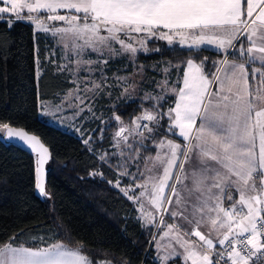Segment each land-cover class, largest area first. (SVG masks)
<instances>
[{
  "label": "snow or ice",
  "instance_id": "obj_1",
  "mask_svg": "<svg viewBox=\"0 0 264 264\" xmlns=\"http://www.w3.org/2000/svg\"><path fill=\"white\" fill-rule=\"evenodd\" d=\"M0 5V14H10L9 27L27 19L36 31L50 33L63 46L65 59L71 62L74 58L76 71L84 65L107 66L109 60L124 56L135 65L137 53L149 51L147 42L152 39L166 40L169 46L178 43L189 51L210 47L223 53L224 59L213 62L217 71L212 79L204 70L207 57L199 64L189 58L182 82L178 75L169 87L166 77L158 84L161 95L146 92L143 99L155 104L132 120L134 127L125 126L120 116H115L121 126L114 134V147L121 157V142L136 152L133 159L139 157L141 148L147 150L143 142L159 133L165 116L167 133L185 142L161 139L155 144L156 155L146 159L145 171L140 173L144 182L136 185L143 189L139 196L128 195L134 192L132 188L121 191L140 203L139 219L146 225L156 226V216L145 212L142 198L159 214L161 225L165 214L173 219L161 237L170 238V251L159 257L161 264L174 258L182 259L183 264H259L264 256V0H0ZM0 22H5L3 15ZM93 53L95 60L85 59ZM257 64L259 67L248 70ZM182 67L183 63L176 65L178 73ZM100 71L101 81H93V87L85 91H103V68ZM139 72H144L142 65ZM135 75L130 85L128 76L116 77L117 82L128 85L123 94L131 96L138 90ZM170 95L175 96L174 107L167 112L155 110ZM0 129L38 154L36 188L42 196L48 195L40 178L48 149L36 136L8 123L0 122ZM129 136L140 137V148L129 143ZM100 160L111 166L107 153ZM120 174L130 175L126 168ZM169 188L171 195L166 191ZM61 230L57 225L48 238L51 243L43 236L32 237L44 246L16 245V237L0 242V264H112L94 261L82 243L73 247L70 234L68 240L60 239Z\"/></svg>",
  "mask_w": 264,
  "mask_h": 264
},
{
  "label": "trees",
  "instance_id": "obj_2",
  "mask_svg": "<svg viewBox=\"0 0 264 264\" xmlns=\"http://www.w3.org/2000/svg\"><path fill=\"white\" fill-rule=\"evenodd\" d=\"M0 15L5 17V22H0V122L33 133L50 154L44 184L48 196L44 198L35 190V156L0 138V242L16 237V245L35 247L39 240L32 237L43 236L48 240L60 225V239L68 240L70 234L71 245L82 243L85 253L94 261L160 264L152 260V243L148 242L152 226L139 219L136 203L116 187L117 181L123 186L128 180L120 174L119 163L111 155L112 133L119 125L115 116L128 123L145 108L152 109L155 101L144 100L145 93L141 90L130 98L118 96L116 87H104L95 99L93 110L98 116L84 121L80 131L48 123L38 116L40 101H55V94L69 87L64 71L57 67V56L51 54L53 41L48 33L34 31L26 20L15 21L9 27L6 21L10 14ZM147 48L149 51H139L136 55L145 75L153 74L151 67L170 68L167 73L170 83L182 75L183 67L178 73L176 65H185L189 58L199 64L207 57L204 70L212 78L216 70L213 62L221 56L212 49L189 51L181 49L178 43L169 46L166 40L157 39L149 40ZM156 48L160 51H155ZM36 63L40 70L37 81ZM118 63V59L109 61L107 73L118 72L115 71ZM252 67L259 66H249L248 70ZM107 90L110 92L106 97ZM152 94L160 95L158 91ZM174 98L168 96L162 107L155 110L167 112ZM161 124L163 127L150 142L164 138L177 140L166 131L167 116ZM85 140L89 143L85 144ZM145 144V151L153 153L154 145L148 141ZM105 153L111 166L100 160ZM136 192L137 188L128 195L134 196ZM168 264L183 263L174 258Z\"/></svg>",
  "mask_w": 264,
  "mask_h": 264
},
{
  "label": "rangeland",
  "instance_id": "obj_3",
  "mask_svg": "<svg viewBox=\"0 0 264 264\" xmlns=\"http://www.w3.org/2000/svg\"><path fill=\"white\" fill-rule=\"evenodd\" d=\"M3 6V5H0ZM27 15V13H26ZM28 21L27 19H24ZM33 30L36 31L35 25L32 24L30 21H28ZM57 24H60L62 22H56ZM53 41L54 48L52 47L51 49V54L53 56H57L56 62H57V67L61 69L62 65H67L63 69L65 75H66V80L69 83V87L65 89L64 91L60 93H56L55 96L53 97L55 101L51 100H42L39 103V110H38V116L45 118L48 123L57 126L59 128H66L69 130H79L80 131V126L84 121H87L90 118L97 117L98 114L96 111H94L95 107V99L98 97L99 93L101 92L100 90H97L98 94H95L92 91H85V88L91 89L93 87V81L95 82H100L102 78V74L100 69L103 68V77L105 78L103 81V89L104 87L110 88V87H116L118 96H126L130 98H134L135 94L140 93V90L143 91L144 93L150 92L153 93L154 91H158L159 94H162V89L158 87V84H160L162 81L165 80L167 77V74L164 72V69L161 68H156L154 69L151 67V70L153 71L152 75H145V72L142 74L139 72L140 69V64L135 60V65L128 60L127 56L124 57H116L112 60L109 61H115L118 59L120 61V64L118 63L117 69L115 71H118L114 73L113 71L110 72L109 74L107 73L108 69V64L107 66H104L103 64H97V65H84L82 66L80 71H76V64L74 63V58L73 61H69L65 59L64 56V51H63V46L57 44L55 38L51 36L50 33H48ZM117 48L119 45L116 46ZM142 51V50H141ZM221 56L219 60L224 59V54L220 53ZM91 58L93 60L96 59V55L93 53L90 55V57H85V59ZM108 61V62H109ZM91 67L94 70L91 72L86 71L85 69ZM217 69L215 70L216 73ZM136 73L135 75V81L137 82L138 90L132 94L131 96L124 93V88L128 87L132 83V74ZM214 73V74H215ZM40 75V70L38 69L37 63L35 66V80L37 81ZM117 76H128L129 81L128 85H125L123 82H117L116 77ZM213 78V77H212ZM210 78V79H212ZM168 79V77H167ZM175 82V81H174ZM172 83V82H171ZM171 83L169 82V87L171 86ZM215 85L213 86V88ZM104 91V90H103ZM109 90L106 91L105 96L107 97L109 95ZM129 92H132V89L129 88ZM77 96L80 98L78 99ZM81 100H83V103H81ZM59 106V107H57ZM80 109H83V111H80ZM91 109V110H89ZM142 115L141 113L138 115H135L131 118V120L128 123H123L125 126L128 127H134L132 125V120L137 117ZM141 123H147V121H141ZM121 125L119 124L113 131L112 133V153H117L115 155V160L116 162L123 163L124 167H120V172H124L125 168L127 171L130 173V175H124L128 182L123 185V186H117L116 187L119 189L121 193L124 194V192L121 191V189H128L132 188L135 189L137 188V192L134 193V196H139L140 192L143 190L139 187H136L138 184H142L143 178H141L140 173L145 171V161L148 157L150 156H155L157 148L155 147V144H158V140L154 143L150 142V139L145 140L148 141V144L154 145L155 150L153 153L146 152L143 148L140 150L139 157L137 159H133L136 157V152L133 149L127 148L124 146L123 142H121V148L124 150V156L121 157L119 155V149L114 147L115 140L114 134L115 132L119 129ZM145 132V135L147 133L146 130H143ZM178 129L176 132L178 133ZM125 135H128V133H125ZM177 140H172V139H167V140H172L175 143H180L184 144L185 142L183 141L182 137L176 136ZM165 139V138H164ZM145 141L143 142L145 144ZM129 143L133 144L134 147L140 148V137L139 136H129ZM183 159V157H181ZM151 166L150 162L149 165ZM137 167H139V172L137 171ZM177 173L179 172V169H176ZM163 169H160V173L162 174ZM135 174V176L131 175ZM147 175V173H145ZM173 182H175V178L173 177ZM189 184L191 183L190 181L188 182ZM167 193L171 195V189H166ZM125 195V194H124ZM143 199V202L145 204V212H152L156 216L155 220V225L152 226V231L151 235L149 238V241L152 243V250L158 252L159 256H163L166 254V251H170V249L167 248V245L169 244L170 238H164L161 239L163 236V233L167 230L166 225L171 224L170 221H173V219L165 214L164 216V225L160 224V217L159 214L155 213V209L151 206V204L148 202L147 199ZM136 210L138 217L141 216L140 211H138L140 207V203L136 202ZM167 206V204L165 205ZM142 220V219H141ZM144 221V220H143ZM145 222V221H144ZM174 222V221H173ZM155 237V239H154ZM157 241L160 242V248L159 250L157 249ZM174 242V241H173ZM175 246V245H174ZM179 250V246H175ZM182 251V250H181Z\"/></svg>",
  "mask_w": 264,
  "mask_h": 264
},
{
  "label": "water",
  "instance_id": "obj_4",
  "mask_svg": "<svg viewBox=\"0 0 264 264\" xmlns=\"http://www.w3.org/2000/svg\"><path fill=\"white\" fill-rule=\"evenodd\" d=\"M11 127H13L14 129H21V130L25 131V132H26L28 135H30V136H36V135H34L33 133L26 131V130H25L24 128H22V127H18V126H11ZM36 137H37V136H36ZM0 138H1L4 142L12 143V144H15V145H17V146H20L21 148H23L24 150H26V151L32 153V154L35 156V190H36V192H37L38 195H40L41 197L46 198L48 195L42 196V195L40 194V192H39V189L36 188V181H37V176H36V166H37L38 154L32 152L31 149L28 147V145H26V144H25L22 140H20L18 137H11V138L8 137V136H7V133H6L5 130L0 129ZM37 138H38V137H37ZM38 139H39V138H38ZM41 143H42V142H41ZM42 144H43V143H42ZM43 145H44V144H43ZM44 146H45V145H44ZM45 147H46V146H45ZM46 148H47V147H46ZM49 158H50V154H49V151H48L47 159H46V162H45V164H44V166H43V169H42V172H41V177H40L41 180H42V182H43V184H45V172H46V170H45V165H46V163L48 162Z\"/></svg>",
  "mask_w": 264,
  "mask_h": 264
},
{
  "label": "crops",
  "instance_id": "obj_5",
  "mask_svg": "<svg viewBox=\"0 0 264 264\" xmlns=\"http://www.w3.org/2000/svg\"><path fill=\"white\" fill-rule=\"evenodd\" d=\"M61 14H63V13H61ZM25 16H26V14H25ZM244 43H245V45H244V47H245V49L249 46L248 45V42L245 40L244 41ZM237 48H239V44H237ZM208 49H212V48H208ZM232 58H229V60H231ZM237 62H240L239 60H237ZM258 65V64H257ZM259 66V65H258ZM184 68H186V63H185V65H184V67H183V70H184ZM182 74H183V71H182ZM181 82H182V75H181ZM174 101H175V98H174ZM174 101H173V104H172V107H174ZM236 198L238 199L239 197H238V194H237V196H236ZM137 204V203H136ZM171 223H173V221H170ZM202 231H204V232H207L208 230L207 229H204V228H202L201 229ZM214 238V237H213ZM192 239H196L195 237H193ZM173 243V245H175V242H172ZM175 246H178V245H175ZM151 249H152V245H151ZM159 255H158V252H156V251H153L152 250V260H154V261H156L157 263H160L161 264V262H160V260H159ZM182 263H183V261H182V259H179Z\"/></svg>",
  "mask_w": 264,
  "mask_h": 264
},
{
  "label": "built area",
  "instance_id": "obj_6",
  "mask_svg": "<svg viewBox=\"0 0 264 264\" xmlns=\"http://www.w3.org/2000/svg\"><path fill=\"white\" fill-rule=\"evenodd\" d=\"M217 248H219L218 245H217ZM250 264H251V262H250ZM259 264H264V256L260 257Z\"/></svg>",
  "mask_w": 264,
  "mask_h": 264
}]
</instances>
